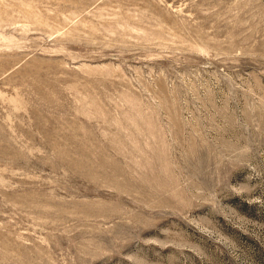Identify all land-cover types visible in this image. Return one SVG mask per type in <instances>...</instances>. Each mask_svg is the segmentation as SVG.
I'll use <instances>...</instances> for the list:
<instances>
[{"label":"rangeland","instance_id":"rangeland-1","mask_svg":"<svg viewBox=\"0 0 264 264\" xmlns=\"http://www.w3.org/2000/svg\"><path fill=\"white\" fill-rule=\"evenodd\" d=\"M0 264H264V0H0Z\"/></svg>","mask_w":264,"mask_h":264}]
</instances>
